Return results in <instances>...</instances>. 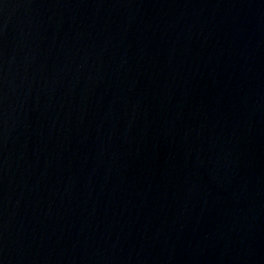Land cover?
<instances>
[{"label": "water", "instance_id": "water-1", "mask_svg": "<svg viewBox=\"0 0 264 264\" xmlns=\"http://www.w3.org/2000/svg\"><path fill=\"white\" fill-rule=\"evenodd\" d=\"M0 264H264V0H0Z\"/></svg>", "mask_w": 264, "mask_h": 264}]
</instances>
